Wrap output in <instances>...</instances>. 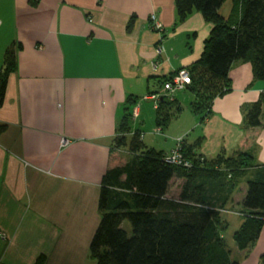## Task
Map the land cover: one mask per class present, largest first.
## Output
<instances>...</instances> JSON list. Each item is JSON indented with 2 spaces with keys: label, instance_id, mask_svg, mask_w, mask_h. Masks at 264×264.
Masks as SVG:
<instances>
[{
  "label": "crops",
  "instance_id": "1",
  "mask_svg": "<svg viewBox=\"0 0 264 264\" xmlns=\"http://www.w3.org/2000/svg\"><path fill=\"white\" fill-rule=\"evenodd\" d=\"M32 1L0 0V71L6 49L16 45L0 105V264H95L89 245L102 214L101 188L121 191L105 173L131 154L117 146L120 135L137 131L163 155L184 135L197 156L249 151L264 164V107L260 126L245 125L247 109L264 98V80L253 77L250 62L232 64L231 90L215 98L202 122L189 107L190 91L170 94L163 86L201 56L212 24L200 12L179 20L175 0ZM227 1L219 9L225 17L233 6L230 0L224 14ZM151 14L161 31L150 26ZM163 96L174 104L162 111H179L174 147L146 144L129 121L127 133L119 132L127 111L135 118L157 111ZM254 171L245 170L231 196L221 194L225 200L212 194L225 225L223 213L239 216L238 228L243 222L239 203ZM184 181L173 177L165 197L178 196ZM262 253L264 228L245 250L236 246L231 259L262 264Z\"/></svg>",
  "mask_w": 264,
  "mask_h": 264
},
{
  "label": "trees",
  "instance_id": "2",
  "mask_svg": "<svg viewBox=\"0 0 264 264\" xmlns=\"http://www.w3.org/2000/svg\"><path fill=\"white\" fill-rule=\"evenodd\" d=\"M232 1L231 13L225 17L219 11L225 0H175L179 20L196 10L212 24L200 58L187 69L191 83L185 89L193 94L189 107L201 115L199 122L211 113L215 98L231 90L228 74L233 63L250 62L253 77L264 80V0ZM15 47L10 45L4 54L0 105L8 75L15 68ZM173 104L170 96L159 99L158 126L168 122L169 113L163 107L170 109ZM262 107L264 98L247 109V127L261 125ZM129 117L127 111L120 133H127ZM116 140L117 146L128 147L131 154L125 163L105 173V182L121 191L112 194L107 187L101 188L102 214L89 245L95 264H236L220 233L225 223L212 205V194H219L220 201L230 197L240 176L250 168L255 171L246 180L239 203L243 222L232 237L239 250L258 239L264 228V164H256L251 152L206 159L183 143L181 151L192 162L187 169L166 163L163 153L145 146L137 131ZM173 177L185 181L177 198H166ZM225 192L227 197L221 195ZM124 221L131 226V236L121 226ZM260 260L264 264V253Z\"/></svg>",
  "mask_w": 264,
  "mask_h": 264
},
{
  "label": "rangeland",
  "instance_id": "3",
  "mask_svg": "<svg viewBox=\"0 0 264 264\" xmlns=\"http://www.w3.org/2000/svg\"><path fill=\"white\" fill-rule=\"evenodd\" d=\"M231 1L228 0L223 8L222 12L226 14L229 10ZM182 93V92H180ZM181 95V94H179ZM179 99V98H178ZM180 102L182 99H179ZM142 101V100H140ZM183 102V101H182ZM154 103V102H153ZM152 103V104H153ZM182 104L185 105L183 102ZM179 111H168V122L165 124H161L160 126L157 125L155 122L157 111H143L138 118L131 117L129 118V126L131 128V131H135L136 129L140 130L141 133L144 136V142H148L146 144L148 145H154V146H162L164 149H170L172 146L174 147V140L171 139L173 136L176 137L177 133L179 131V122L177 120V113ZM158 127L162 128V131L158 130ZM184 136V135H183ZM182 136V137H183ZM143 140V138H142ZM151 148V147H150ZM158 148V147H155ZM175 148V147H174ZM171 197L177 198L175 193H170ZM217 211V210H216ZM218 212V211H217ZM222 216L224 218H228V224L225 225L222 229H220V233L222 234L224 238V242L227 245V247L234 251L236 249V244L233 240L232 234L236 230L237 227V221H240V217L236 214H230V213H223ZM127 232L129 236L132 235V229L128 221H124L121 225Z\"/></svg>",
  "mask_w": 264,
  "mask_h": 264
},
{
  "label": "built area",
  "instance_id": "4",
  "mask_svg": "<svg viewBox=\"0 0 264 264\" xmlns=\"http://www.w3.org/2000/svg\"><path fill=\"white\" fill-rule=\"evenodd\" d=\"M149 20H150V26L153 29L157 31H161L163 29L161 23L159 22L155 14H151ZM190 83H191V76L188 70L180 69L175 73H173L169 78H167L164 81L163 86L170 94H173L176 91L184 90L186 86ZM66 143L67 140L63 139L62 144L65 145ZM182 144H183V137H178L176 139L175 148L170 153L165 154L163 156V159L166 163L188 169L192 167V162L183 155L181 151ZM3 236L4 234L0 232V237Z\"/></svg>",
  "mask_w": 264,
  "mask_h": 264
}]
</instances>
